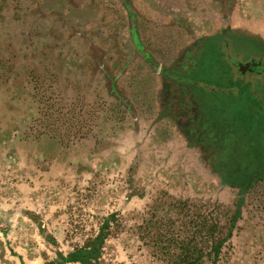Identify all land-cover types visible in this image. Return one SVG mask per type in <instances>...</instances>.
I'll use <instances>...</instances> for the list:
<instances>
[{"label": "rangeland", "instance_id": "rangeland-1", "mask_svg": "<svg viewBox=\"0 0 264 264\" xmlns=\"http://www.w3.org/2000/svg\"><path fill=\"white\" fill-rule=\"evenodd\" d=\"M245 36L264 0H0V264H47L108 217L92 264H173L237 210L216 264H264V169L242 191L214 166L264 161V73L232 77Z\"/></svg>", "mask_w": 264, "mask_h": 264}, {"label": "trees", "instance_id": "trees-1", "mask_svg": "<svg viewBox=\"0 0 264 264\" xmlns=\"http://www.w3.org/2000/svg\"><path fill=\"white\" fill-rule=\"evenodd\" d=\"M224 149V146H222ZM223 151H226L225 149ZM255 159L252 157L246 158L244 155L240 158L219 159L214 160V166L221 171L224 183L239 186L244 191L248 185L253 182L260 173H263L264 161L257 163L254 166ZM232 218V223L227 226V231L217 223L213 224V228L207 227L206 219H203L199 225H196L200 234V240L195 243H186L182 245V252L175 256L173 264H202L205 257L208 256L212 261L211 264H216L221 253L222 246L225 241L231 236L233 230V222L239 214ZM113 218V217H112ZM111 217L105 219V222L100 228L99 233L89 239L83 246L74 249L67 255H60L47 264H65L68 262H80L81 264H92L99 260L102 254L105 241L109 236V221ZM207 248L209 251H207Z\"/></svg>", "mask_w": 264, "mask_h": 264}, {"label": "flooded vegetation", "instance_id": "flooded-vegetation-1", "mask_svg": "<svg viewBox=\"0 0 264 264\" xmlns=\"http://www.w3.org/2000/svg\"><path fill=\"white\" fill-rule=\"evenodd\" d=\"M218 37L222 39L224 48L226 50H229L230 43L227 37H230V35L221 34V35H218ZM233 37L235 38V36ZM245 37L254 39L258 42V45L255 48V52L250 54L249 56L240 55L236 58L232 57L230 59L233 61L231 63V66H233V69H234V75L232 77L238 76V77H243L245 80H248V79H251L250 77L252 78L258 77L264 73V39L263 38L255 39L254 37H249V36H245ZM197 45L198 44L196 43L193 44L192 47L194 50L197 48ZM163 82L168 84V86L171 85V83L167 82L166 79Z\"/></svg>", "mask_w": 264, "mask_h": 264}]
</instances>
